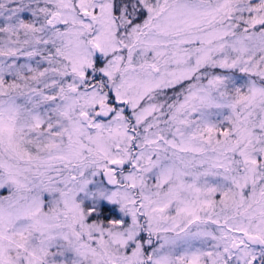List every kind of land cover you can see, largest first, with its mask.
I'll use <instances>...</instances> for the list:
<instances>
[{"label":"snow or ice","instance_id":"obj_1","mask_svg":"<svg viewBox=\"0 0 264 264\" xmlns=\"http://www.w3.org/2000/svg\"><path fill=\"white\" fill-rule=\"evenodd\" d=\"M0 264H264V0H0Z\"/></svg>","mask_w":264,"mask_h":264}]
</instances>
